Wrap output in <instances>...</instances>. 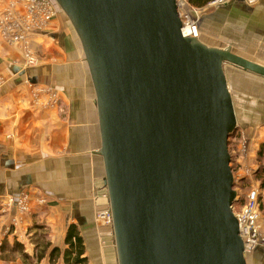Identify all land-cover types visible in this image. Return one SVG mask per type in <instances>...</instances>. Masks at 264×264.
Wrapping results in <instances>:
<instances>
[{"label": "water", "instance_id": "1", "mask_svg": "<svg viewBox=\"0 0 264 264\" xmlns=\"http://www.w3.org/2000/svg\"><path fill=\"white\" fill-rule=\"evenodd\" d=\"M96 91L119 264H248L229 142L231 47L185 36L178 0H56Z\"/></svg>", "mask_w": 264, "mask_h": 264}, {"label": "crops", "instance_id": "2", "mask_svg": "<svg viewBox=\"0 0 264 264\" xmlns=\"http://www.w3.org/2000/svg\"><path fill=\"white\" fill-rule=\"evenodd\" d=\"M213 1L198 8L201 41L264 65V0ZM14 4L0 0V14ZM54 6L47 28L31 35L35 63L27 62L23 46L0 36V264H26L20 252L2 254L5 239L34 256L36 225H45L53 247L65 248L72 223L81 230L88 264H119L114 233L98 220L110 200L96 91L77 31ZM225 70L239 124L250 131L257 154L264 144V78L232 65ZM247 256L264 264V246ZM40 264H50L48 257Z\"/></svg>", "mask_w": 264, "mask_h": 264}, {"label": "built area", "instance_id": "3", "mask_svg": "<svg viewBox=\"0 0 264 264\" xmlns=\"http://www.w3.org/2000/svg\"><path fill=\"white\" fill-rule=\"evenodd\" d=\"M15 4L6 9L0 18V26L2 32L8 40L15 43H24L23 46L28 51L27 62L35 63L36 57L31 54L32 49L27 47L28 33L31 31L45 30L50 23L51 19L56 14L55 1L56 0H15ZM225 0H215L211 4L218 5ZM183 19V33L185 36H198L200 35L199 15L198 13H181ZM245 145V139L243 140ZM245 153L241 152L239 163L242 169L244 168L245 174L252 175L256 168L250 167L246 160H244ZM241 179V177L239 176ZM236 181L238 178H236ZM249 190L248 197L244 205L241 207L239 213H236L238 223L240 224V234L245 242V252L247 255L254 252L259 246H264V225L262 222V208H260V186H252ZM108 197V192L105 193ZM21 209H27V199L24 198ZM101 220L108 225L113 226V212L108 208L102 210L99 214Z\"/></svg>", "mask_w": 264, "mask_h": 264}, {"label": "trees", "instance_id": "4", "mask_svg": "<svg viewBox=\"0 0 264 264\" xmlns=\"http://www.w3.org/2000/svg\"><path fill=\"white\" fill-rule=\"evenodd\" d=\"M210 1L213 0H187L189 4L196 8H203V6H206ZM215 1V0H214ZM231 142V139H230ZM229 142V145H230ZM259 150L257 152V156L255 158V163H257V170H256V176L260 180V200H262V197L264 196L262 191H264V144H261L259 146ZM233 159L231 160V162ZM233 171L237 170L236 167L232 165ZM241 181H245L244 178ZM244 186V185H243ZM242 186V188H243ZM251 188V187H250ZM244 191L243 193L238 192V199L236 203L234 204V211L235 213H239L241 210V207L244 205V203L247 200L248 192ZM240 194V195H239ZM261 207V205H260ZM38 231H41V234L36 235L37 236V243L35 254L34 256H31L28 252H25V245L18 241H14L11 245L9 244V241L5 239L1 246V252L4 254L6 250H9L10 253H18L20 252L22 254L23 260H25L26 264H34L33 258H35L37 261L36 264H40L42 262V259L48 257L51 264H56L59 259L64 260V264H88L89 258L86 256V246L84 243V238L81 234L80 228H78L77 224L72 223L68 228V231L65 236V248H61L59 246L53 247L50 241L47 239V233L42 232L45 230V225H36L34 227ZM9 253V252H8Z\"/></svg>", "mask_w": 264, "mask_h": 264}, {"label": "rangeland", "instance_id": "5", "mask_svg": "<svg viewBox=\"0 0 264 264\" xmlns=\"http://www.w3.org/2000/svg\"><path fill=\"white\" fill-rule=\"evenodd\" d=\"M178 2H179V12H181V13H184V12L188 13L189 12L192 14L198 13V15L201 16L200 9L189 4L187 2V0H178ZM6 9H9L8 6L5 7V10ZM5 10H4V12H5ZM4 12H2L0 14V18ZM33 32L34 31H31L30 33H28V44H26V46L30 47L31 49H33V48L31 47V44H30V40H31L30 38H31V35L33 34ZM0 36L5 41L6 40L9 41L8 38L5 37L4 33L2 32L1 26H0ZM10 43L11 44H17L20 46H25L24 43L19 44V43H15L13 41H11ZM252 137L253 136H251L250 131L249 130H248V132H247V130L245 131L243 128H241V126L239 124V128L236 131V135L231 138V142L229 145L230 152H231L232 159H233V161L231 163L237 169V170H234V179H235V177L238 178V180L236 181V184H235V189L237 191V194H238V192L243 193L244 191H247V189H249L250 187H251L250 188V190H251L253 188L252 187L253 185L260 186V180L256 176V170L258 168L257 167L258 165H257V163L254 162L253 155L255 154L257 156V154L253 151V146L251 143ZM244 139H245V145H243ZM242 151H244V153L246 155V156H244V160H246L247 163H249L248 165H250V167H252V168H254V167L256 168V170L253 171L252 175L247 176L245 174L244 168L242 169L241 165L239 164V160H240V156H241ZM239 176L241 177V179L239 178ZM243 178L245 181H241ZM242 186H243V188H242ZM106 192H107V190L104 191V195ZM262 193L264 195V191H262ZM108 208H110V205L107 206L104 210H107ZM260 208H262V215H263L264 214V196L262 197ZM98 220L101 223L100 225L102 226V228L108 230V232H110V233H114V227L111 225H108V223H105L103 220H101L99 215H98ZM251 260H252L251 257L248 258V264H254L253 261H251ZM50 264H51V262H50Z\"/></svg>", "mask_w": 264, "mask_h": 264}]
</instances>
